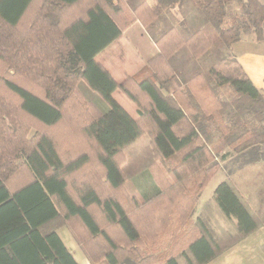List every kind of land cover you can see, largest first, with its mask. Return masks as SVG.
Here are the masks:
<instances>
[{
  "label": "trees",
  "instance_id": "1",
  "mask_svg": "<svg viewBox=\"0 0 264 264\" xmlns=\"http://www.w3.org/2000/svg\"><path fill=\"white\" fill-rule=\"evenodd\" d=\"M137 20L158 53L119 82L96 56ZM250 33L264 38L261 0H0V264H79L57 232L64 222L92 264H182L175 251L185 264H208L264 227V173L256 209L232 179L264 166V91L232 51ZM80 81L107 110L80 95ZM144 132L165 166L178 160L171 182L156 181L139 200L126 194L122 163ZM228 159L213 199L232 228L217 231L204 208L192 215ZM176 215L159 258L162 219Z\"/></svg>",
  "mask_w": 264,
  "mask_h": 264
},
{
  "label": "rangeland",
  "instance_id": "2",
  "mask_svg": "<svg viewBox=\"0 0 264 264\" xmlns=\"http://www.w3.org/2000/svg\"><path fill=\"white\" fill-rule=\"evenodd\" d=\"M148 2L153 5L155 3V0H148ZM89 3L90 2L87 1L83 4H79L77 6V9L74 10V13L76 14L80 13L83 15ZM231 8L233 9L232 12H237V9L233 7ZM123 16L124 17L121 23L126 24L128 21L126 17L127 15H123ZM136 22L141 23L138 20L134 21L129 25H127L124 31L130 28ZM138 28L139 27L134 25L132 26L131 30H133V32L136 33L135 34L127 33L129 38L132 40V43H130L131 45H129L130 46L129 51H126L125 49L123 51H117V52L114 51L112 55V60L108 61L110 67L112 68V70L115 73V76L118 79H122V77H124L123 76L124 71H130V70L132 71L133 69L141 67V65H143L145 60L150 58L155 53L154 40L152 39V37L148 34L147 31L139 30ZM123 36L124 35H122V37ZM146 65L147 64H145L144 66ZM143 67L138 69V71L135 72L134 74L139 73V71ZM132 75L127 73L123 81L128 76H132ZM78 89L80 95H82L83 98L86 101L90 102L93 106L98 107L100 110H104V108L108 109L109 106L107 105V103L100 97V95L97 92L90 89L84 81L79 82ZM225 96L227 95H224V97ZM115 97L133 115L139 116L138 105L135 102H133L131 99H129L120 89L117 90ZM70 117L71 116H67L66 118L67 120H65L68 124L72 123ZM33 130L34 128L32 129L31 132H33ZM217 143L222 144V140L217 139ZM229 150L230 148L228 147L223 148V152H227V151L229 152ZM123 155H124V161L122 163V169L126 176V181H125L126 194L128 195L129 198L136 196L139 200H144L142 190H146L149 192L148 194H150L153 191V188L157 187L155 183L156 181H159L160 179L162 180L163 178L164 180L168 179V181L171 182V176L168 172V168L173 167L178 160V157L174 156L167 161L166 166L160 160H158L155 156V152L151 142V136L148 132H144L135 142L127 146L123 151ZM226 164H228L227 169L228 167L230 168L233 167L229 159L227 161L221 162V168L215 173V175L210 179V181L204 188L200 201L196 205L195 212L192 215V218L195 219L197 213L198 214L201 213L202 208H204L203 215L211 218L210 225L217 231H220V229L223 228L220 227L222 225L226 226L227 229L232 228V225L230 223L224 222L225 220L217 210L215 201L212 197L215 188L223 180L222 175L223 174L228 175L227 170L223 168V166H225ZM154 171H156L157 173L155 174ZM261 173H264V166L261 163H256L251 165L250 168L244 172V174L242 175L235 174L234 177H232L233 182L235 183L237 189L239 190L241 195L244 196L249 201V204L253 209H256L259 201L258 198H260L259 196H257L256 191L261 184L259 181V176ZM157 174L160 175L158 176ZM166 203L167 201L165 198L164 200H162L161 204L158 207L160 208V212L164 216L167 215V210L165 209ZM177 217L178 216L176 215V217L173 216V218H168L166 222H164V220L162 219V222L164 223L163 231H162L163 233L161 237L162 241L164 240V238L169 242L173 240V237L171 236H173V233L176 230L174 229V224L179 223L177 221ZM138 218H139L138 219L139 225L142 231L145 232V228H146L145 223H147L146 221L147 218L144 216V214L142 215V213L139 214ZM57 230H59V233L61 234L63 240L66 242L70 250L74 253L76 259L78 261H82L80 252L78 251L77 248L76 249L74 248V246L70 243L68 239V233H69L72 237V240L73 241L75 240L77 242L76 237L73 235L71 228L69 227V224L67 222H64L62 224L60 223L57 226ZM111 232L116 237V239L120 241L122 236L120 237L119 231L114 227H111ZM165 241L163 242V245L164 244L166 245ZM77 244L79 245L78 242ZM163 248H165V246H163ZM181 261L183 264H185V261L183 260L182 257H181Z\"/></svg>",
  "mask_w": 264,
  "mask_h": 264
},
{
  "label": "crops",
  "instance_id": "3",
  "mask_svg": "<svg viewBox=\"0 0 264 264\" xmlns=\"http://www.w3.org/2000/svg\"><path fill=\"white\" fill-rule=\"evenodd\" d=\"M264 3V0H261ZM137 26L139 27V30L146 31L144 27L141 25V23L136 22L132 26ZM139 25V26H138ZM132 26L128 28L127 30L123 31V37L121 39H117L110 43L106 48H104L102 51H100L96 59L101 62L113 75L114 77L119 81L122 82L123 79L125 78L126 74H134L135 72L138 71L141 67H143L145 64L148 63L149 59H151L153 56H155L158 53V47L154 43V49L155 53L152 55L150 58L146 59L143 65L141 67L133 69L132 71H124V77L122 79H118L115 76L114 71L110 67V64L108 61L112 60V55L117 51H123L124 49L126 51H129L130 43H132V40L129 38L127 33H132L135 34L136 32H133ZM131 30V31H129ZM136 31V30H135ZM233 51L235 55L237 56L239 62L242 64L244 67L245 71L253 81V83L261 90L264 91V38L262 41H258L255 34L250 33V34H244L238 42H236L233 45ZM117 92V91H116ZM115 92V94H116ZM121 103V102H120ZM122 104V103H121ZM123 105V104H122ZM124 106V105H123ZM107 109V108H106ZM104 108V110H106ZM128 110V109H127ZM130 112V111H129ZM131 113V112H130ZM132 114V113H131ZM133 115V114H132ZM134 117H138L133 115ZM227 177V175L223 174L222 178L223 180ZM143 193L146 192V190H142ZM142 193V194H143ZM214 195V194H213ZM212 195V197H213ZM198 215V213H197ZM196 215V216H197ZM225 220V219H224ZM224 222H228L225 220ZM230 223V222H228ZM232 225V223H230ZM220 227H225L224 229L227 230L226 226L222 225ZM228 227V226H227ZM58 234L62 238L61 234L59 233V230H57ZM68 239L70 243L74 246V248L78 249L80 252V255L82 257V261L77 262L79 264H92L90 260L86 257L82 249L79 247L77 242L72 240L71 235L68 233ZM63 240V238H62ZM166 239L164 238L163 242ZM64 241V240H63ZM166 245L165 248H161L160 251L158 252V257H165L168 253L167 250H169L170 242L168 240L165 241ZM65 245L67 248L70 250L66 242L64 241ZM165 249V251L163 250ZM71 251V250H70ZM72 252V251H71ZM74 255V253L72 252ZM173 255L175 257H178L180 263L181 261V256L178 255V252L175 251L173 252ZM75 257V256H74ZM76 258V257H75ZM138 264V263H136ZM162 264V263H159ZM183 264V263H182ZM208 264H264V227H261L245 237L243 240L240 242L234 244L227 250H225L223 253H221L219 256L216 258L212 259L211 261L208 262Z\"/></svg>",
  "mask_w": 264,
  "mask_h": 264
}]
</instances>
